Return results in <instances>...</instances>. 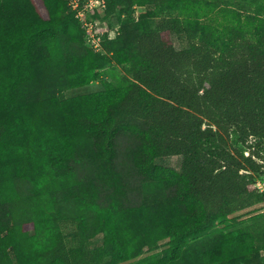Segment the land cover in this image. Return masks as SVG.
Returning <instances> with one entry per match:
<instances>
[{
    "label": "trees",
    "instance_id": "obj_1",
    "mask_svg": "<svg viewBox=\"0 0 264 264\" xmlns=\"http://www.w3.org/2000/svg\"><path fill=\"white\" fill-rule=\"evenodd\" d=\"M107 1L96 17L124 16L102 53L70 0H0V264H264V211L239 226L264 202V0ZM171 155L181 171L156 163Z\"/></svg>",
    "mask_w": 264,
    "mask_h": 264
},
{
    "label": "rangeland",
    "instance_id": "obj_2",
    "mask_svg": "<svg viewBox=\"0 0 264 264\" xmlns=\"http://www.w3.org/2000/svg\"><path fill=\"white\" fill-rule=\"evenodd\" d=\"M146 10H147L146 6H139L138 8V12L140 14L145 13ZM114 17L117 22H120V23L123 22V19H122L123 16L121 15V12L119 10L115 12ZM173 38L178 48H182L187 44L186 39L180 34H174ZM122 73H123V70L119 65L111 64L107 66L106 69L102 72V76H106L107 78L112 79L114 82H116L120 78ZM102 76L101 78L94 80L88 85H85L80 88L69 89L66 92L68 95H73L79 92H92V91L101 90L103 88ZM232 141L235 146L241 149H244L246 151V154L249 153V149L237 141L236 134L232 135ZM135 144H136V141L129 136L121 135L117 137L116 139L117 166L121 171L127 173L128 180L133 186L132 190L129 193L131 202H139L142 197L151 196L153 192L152 190H146L144 192H140L137 190V188H135L140 182V177L135 173V170H133V166H132L133 162L131 160L132 159L131 151H132V148H134ZM182 161H183L182 155L161 156V157L156 158L157 164L171 167L173 169H176L177 171H181ZM80 174L82 177H92L94 174V170L90 167V165H86L84 169L81 170ZM255 177L257 180L258 187L262 191H264V168L261 172L256 173ZM255 211L256 212L264 211V202L257 205L254 208L239 212V214L241 215L240 219H242V221L239 222V226L242 227L250 223L249 217ZM62 227L65 231L69 246L77 245L78 244V234L76 231L77 230L76 222L74 220H68V219L62 220ZM231 228H233V226ZM102 242H103V234L99 233L88 241V246L91 248H96L100 246ZM261 254H264V250L261 251Z\"/></svg>",
    "mask_w": 264,
    "mask_h": 264
},
{
    "label": "built area",
    "instance_id": "obj_3",
    "mask_svg": "<svg viewBox=\"0 0 264 264\" xmlns=\"http://www.w3.org/2000/svg\"><path fill=\"white\" fill-rule=\"evenodd\" d=\"M70 6L85 28L86 45L95 51L105 53L104 41L115 37L122 27V23L117 22L113 14L108 18L95 16L97 13L107 11L108 1L70 0Z\"/></svg>",
    "mask_w": 264,
    "mask_h": 264
}]
</instances>
